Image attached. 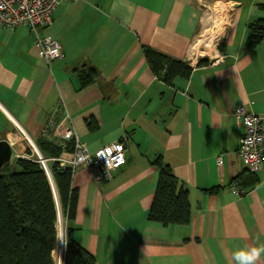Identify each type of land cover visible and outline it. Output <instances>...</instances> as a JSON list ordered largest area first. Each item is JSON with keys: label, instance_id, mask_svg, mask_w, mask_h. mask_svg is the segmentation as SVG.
<instances>
[{"label": "crops", "instance_id": "obj_1", "mask_svg": "<svg viewBox=\"0 0 264 264\" xmlns=\"http://www.w3.org/2000/svg\"><path fill=\"white\" fill-rule=\"evenodd\" d=\"M260 19L264 0L62 1L41 29L62 47L49 65L29 28L0 26V140L12 149L9 164L39 139L55 141L58 127L89 152L127 142L110 179L97 184L86 167L73 171L78 200L68 225L95 264H235L233 252L264 244V166L245 170L243 124L233 115L243 106L264 120V39L247 45ZM211 32L207 52L201 37ZM145 48L187 62L191 74L166 84ZM92 69L96 80L82 85L79 75ZM157 157L188 190L186 224L148 218Z\"/></svg>", "mask_w": 264, "mask_h": 264}, {"label": "trees", "instance_id": "obj_2", "mask_svg": "<svg viewBox=\"0 0 264 264\" xmlns=\"http://www.w3.org/2000/svg\"><path fill=\"white\" fill-rule=\"evenodd\" d=\"M251 28L249 47L264 39V19ZM218 49L222 51L221 45ZM144 56L155 76L169 85L178 77L188 78L193 70L187 62L151 48L144 49ZM206 63L204 58L198 66ZM79 77L85 86L94 82L97 75L92 69ZM36 144L42 157L48 159L50 178L32 152L0 169V264H56L58 213L67 227L68 243L62 253L63 264H95L94 256L74 239V230L68 225L76 214L78 200V190L72 186L73 170L53 160L71 154L74 140L62 146L57 141L41 138ZM152 164L159 176L149 220L163 225L188 223L191 217L188 190L160 157Z\"/></svg>", "mask_w": 264, "mask_h": 264}, {"label": "built area", "instance_id": "obj_3", "mask_svg": "<svg viewBox=\"0 0 264 264\" xmlns=\"http://www.w3.org/2000/svg\"><path fill=\"white\" fill-rule=\"evenodd\" d=\"M62 1L77 0H0V26L7 30L20 26L29 28L35 44L39 47L40 55L49 65L51 61L63 56L62 47L50 35L41 34V29L50 25L56 7ZM233 115L238 123L243 124L244 129L238 151L242 164L245 169L257 172L264 166V120L258 114L246 111L243 106L236 107ZM54 131L55 141L64 146L68 140L73 139L74 149L68 156L61 155L53 160H57L60 166L70 167L73 171L78 166L86 167L97 184L110 179L112 173L125 163L127 142L124 138L89 152L86 145L80 142L69 128L58 127ZM32 147V153L49 175L48 159L43 158L36 147ZM217 161L221 164L220 157ZM231 189L236 194L242 192L235 186ZM62 224L64 225L59 218L57 230ZM64 247L62 244V248Z\"/></svg>", "mask_w": 264, "mask_h": 264}, {"label": "clouds", "instance_id": "obj_4", "mask_svg": "<svg viewBox=\"0 0 264 264\" xmlns=\"http://www.w3.org/2000/svg\"><path fill=\"white\" fill-rule=\"evenodd\" d=\"M57 241L63 245H67V227L66 225H61L57 230ZM264 256V244L259 246H252L245 249H240L232 254V259L235 264H257V261ZM61 264H63L61 260Z\"/></svg>", "mask_w": 264, "mask_h": 264}, {"label": "water", "instance_id": "obj_5", "mask_svg": "<svg viewBox=\"0 0 264 264\" xmlns=\"http://www.w3.org/2000/svg\"><path fill=\"white\" fill-rule=\"evenodd\" d=\"M11 156H12V149H11L10 145L4 140H0V169L6 163L10 162ZM51 187H52V190H53V193L55 196V190H54V186H53L52 182H51ZM55 198H56V196H55Z\"/></svg>", "mask_w": 264, "mask_h": 264}, {"label": "rangeland", "instance_id": "obj_6", "mask_svg": "<svg viewBox=\"0 0 264 264\" xmlns=\"http://www.w3.org/2000/svg\"><path fill=\"white\" fill-rule=\"evenodd\" d=\"M216 32H211L210 34H208V36H204L201 37V43L202 44H207L208 42H211L213 44L214 38H215ZM207 48V47H206ZM209 49V48H208ZM208 51V50H206ZM48 177L50 178V176L48 175ZM65 225V223H64ZM57 249H56V264H61V260H62V253L64 248H61V243L57 241Z\"/></svg>", "mask_w": 264, "mask_h": 264}, {"label": "bare ground", "instance_id": "obj_7", "mask_svg": "<svg viewBox=\"0 0 264 264\" xmlns=\"http://www.w3.org/2000/svg\"><path fill=\"white\" fill-rule=\"evenodd\" d=\"M207 44H208L207 46L209 48L207 52H212L213 51V45H212V43L211 42H208ZM61 248H62V243H61Z\"/></svg>", "mask_w": 264, "mask_h": 264}]
</instances>
